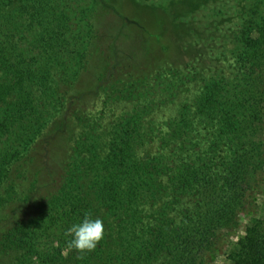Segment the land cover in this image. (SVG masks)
Returning a JSON list of instances; mask_svg holds the SVG:
<instances>
[{
	"label": "trees",
	"instance_id": "obj_1",
	"mask_svg": "<svg viewBox=\"0 0 264 264\" xmlns=\"http://www.w3.org/2000/svg\"><path fill=\"white\" fill-rule=\"evenodd\" d=\"M95 1L0 0V264H213L228 247L229 264H264V15L232 73L153 59L91 114L70 107L123 54L109 32L110 67L81 84L104 35ZM86 213L104 238L78 252L68 230Z\"/></svg>",
	"mask_w": 264,
	"mask_h": 264
},
{
	"label": "rangeland",
	"instance_id": "obj_2",
	"mask_svg": "<svg viewBox=\"0 0 264 264\" xmlns=\"http://www.w3.org/2000/svg\"><path fill=\"white\" fill-rule=\"evenodd\" d=\"M103 1L122 18L116 16L113 9L105 7L100 0L95 1V29L104 35L93 45L94 56L90 63L94 64L97 61L98 68L96 71L89 69L84 73L81 76V84L89 88L88 91L94 90L100 81L99 77L110 67L112 58L105 47L110 42L107 37L109 32L119 38L122 59L119 58L120 63L115 66L112 80L104 83V86H99L98 96L86 94L84 98L71 105L70 110L80 109L91 114L100 111L105 105L103 96L106 91L115 86H118L120 91L128 89L132 82L129 73L139 71L147 61L149 64L153 59L172 62L177 64L175 67L188 64V67L182 68L183 71L193 73L198 71L203 75H210L212 71L220 69L232 73L236 61L233 56L236 39L240 36L243 24L251 17L258 18L264 15V0H257L254 6L251 4L252 0ZM94 73L99 77L92 79ZM77 89L83 90L81 85ZM111 105L116 106L114 103ZM117 109L121 111L123 107L118 105ZM52 129L53 127H50L45 134L51 133ZM48 149L51 171L57 176L58 150L56 146L51 145ZM261 192L259 205L264 207V186ZM8 208H5L3 213L8 212ZM248 221L249 216L242 220L239 236L243 235ZM236 240L237 238H234V241ZM229 250L230 247L226 252ZM226 252L213 264H229L230 259Z\"/></svg>",
	"mask_w": 264,
	"mask_h": 264
},
{
	"label": "clouds",
	"instance_id": "obj_3",
	"mask_svg": "<svg viewBox=\"0 0 264 264\" xmlns=\"http://www.w3.org/2000/svg\"><path fill=\"white\" fill-rule=\"evenodd\" d=\"M104 233V221L99 217L93 218L86 213L78 223L69 228L68 234L71 239L68 242V247L78 252L93 251L104 238Z\"/></svg>",
	"mask_w": 264,
	"mask_h": 264
}]
</instances>
